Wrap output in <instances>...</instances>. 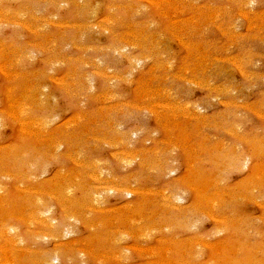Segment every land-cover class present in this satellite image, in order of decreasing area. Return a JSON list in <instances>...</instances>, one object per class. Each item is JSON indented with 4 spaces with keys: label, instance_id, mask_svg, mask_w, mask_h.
I'll use <instances>...</instances> for the list:
<instances>
[{
    "label": "rangeland",
    "instance_id": "obj_1",
    "mask_svg": "<svg viewBox=\"0 0 264 264\" xmlns=\"http://www.w3.org/2000/svg\"><path fill=\"white\" fill-rule=\"evenodd\" d=\"M0 67V264H264V0H0Z\"/></svg>",
    "mask_w": 264,
    "mask_h": 264
},
{
    "label": "bare ground",
    "instance_id": "obj_2",
    "mask_svg": "<svg viewBox=\"0 0 264 264\" xmlns=\"http://www.w3.org/2000/svg\"><path fill=\"white\" fill-rule=\"evenodd\" d=\"M146 1H148V0H146ZM151 3V2H150ZM247 4V3H246ZM16 15V14H15ZM246 17V16H245ZM52 21V20H51ZM57 25V24H56ZM25 26V25H24ZM95 28V27H94ZM26 29H28V27L26 28ZM35 31V30H34ZM178 40V39H177ZM35 45V44H34ZM233 64V63H232ZM86 65V64H85ZM2 66V65H1ZM4 66V65H3ZM1 68V67H0ZM5 68V67H4ZM239 68H240V66H239ZM1 70H3V69H1ZM3 72V71H2ZM6 74V73H5ZM242 74V73H241ZM5 76V75H4ZM218 91V90H217ZM166 92V91H165ZM14 104V103H13ZM163 106V105H162ZM169 106V105H168ZM20 108V107H19ZM23 112V111H22ZM23 115V114H22ZM17 116V115H16ZM12 117V116H11ZM14 117V116H13ZM17 119V118H16ZM15 119V120H16ZM204 119V118H203ZM18 120V119H17ZM48 120V119H47ZM78 122V121H77ZM1 123V122H0ZM31 123V122H30ZM48 123V122H47ZM21 126V125H20ZM24 126V125H23ZM45 128V127H44ZM24 130V129H23ZM22 132H25V131H22ZM228 133V132H227ZM99 140V139H98ZM58 149V148H57ZM12 150H14V152H16L17 150H18V146H14V148L12 149ZM115 155V154H114ZM70 157V156H69ZM227 159V158H226ZM123 160V159H122ZM237 162V161H236ZM234 163V162H233ZM98 164V163H97ZM85 165V164H84ZM92 165V164H91ZM245 165V164H244ZM161 167V166H160ZM231 167V166H230ZM229 167V168H230ZM258 167L259 166H257V169H258ZM260 168V167H259ZM162 169V168H161ZM159 170H160V168H159ZM260 171V170H259ZM43 172H45V171H43ZM174 173V172H173ZM61 174V173H60ZM196 174H197V172H196ZM262 174V173H261ZM260 176V175H259ZM136 177H137V175H136ZM81 178V177H80ZM97 178V177H96ZM264 178V177H263ZM111 179V178H110ZM99 179H97V181H98ZM59 182V181H58ZM102 182V181H101ZM210 182V181H209ZM54 183V182H53ZM56 183V182H55ZM54 183V184H55ZM212 183V182H211ZM213 183H214V181H213ZM213 183H212V185H213ZM60 184H61V182H60ZM62 184H63V182H62ZM203 184H205V183H203ZM206 184H208L207 183V179H206ZM215 184V183H214ZM211 185V186H212ZM2 186V185H1ZM54 186V185H53ZM206 186H208V185H206ZM64 187V186H63ZM97 187V186H96ZM122 187V186H121ZM209 187H210V184H209ZM54 188V187H53ZM69 188V187H68ZM119 188H120V186H119ZM119 188H117V189H115V190H120ZM132 188H133V186H132ZM205 188V187H204ZM203 188V190L205 191V189ZM19 189H20V187H19ZM109 189V188H108ZM107 189V190H108ZM110 189H112V190H114L113 188H110ZM123 189H129V188H123ZM195 189H197L196 187L194 188V190ZM65 190V189H64ZM70 190V189H69ZM105 190V189H104ZM104 190H103V192H104ZM121 190H122V188H121ZM135 191V189L133 188V189H131V190H127V191H125V194H127V195H129V196H132L133 194H134V191ZM140 190V189H139ZM144 190V189H143ZM201 190H202V188H201ZM66 191V190H65ZM64 191V192H65ZM99 191H101V190H99ZM98 191V192H99ZM123 191V190H122ZM137 191L138 190H136L135 192L137 193ZM197 191H199L198 189H197ZM196 191V192H197ZM69 192H71V190L69 191ZM68 192V193H69ZM138 192H141V191H138ZM50 193V192H49ZM146 193V192H145ZM153 193V192H152ZM197 193H199V192H197ZM200 193H201V191H200ZM199 193V194H200ZM205 192H203V194H204ZM232 193V192H231ZM62 194H64V193H62ZM65 194H67V192L65 193ZM138 194H140V196L142 195L141 193H138ZM144 194V193H143ZM216 194H218V193H216ZM226 194V193H225ZM98 195V194H97ZM96 195V193H95V196H97ZM99 195H101V193H99ZM103 195V194H102ZM198 195V194H197ZM196 195V196H197ZM205 195H206V193H205ZM64 198H65V195H62ZM168 196H170V195H168ZM214 196H215V194H214ZM213 196V197H214ZM70 197V196H69ZM103 197V196H102ZM165 197V196H164ZM173 197V196H172ZM175 197V196H174ZM71 198V197H70ZM93 198H94V196H93ZM166 198V197H165ZM165 198H163V199H165ZM168 198H170V197H168ZM167 198V201L166 202H168L169 201V199ZM205 198V197H204ZM203 198V199H204ZM212 198V197H211ZM215 198V197H214ZM88 199V198H87ZM100 199V198H99ZM174 199V198H173ZM180 199V198H179ZM206 199H209V200H211L209 197L208 198H206ZM205 199V200H206ZM220 199V198H219ZM3 199H1L0 200V205H2L3 203L1 202ZM153 200V199H152ZM166 200V199H165ZM172 200V199H171ZM170 200V201H171ZM175 200H177V199H175ZM208 200V201H209ZM97 201H98V199H97ZM97 201L95 202V203H97ZM100 201V200H99ZM104 201V200H103ZM145 201V200H144ZM169 201V203H166V204H170V203H172V201L170 202ZM182 201V200H181ZM207 201V200H206ZM65 202V201H64ZM72 202V201H71ZM80 202V201H79ZM178 202V201H177ZM215 203V201H212V203ZM217 202V201H216ZM92 203V202H91ZM90 203V204H91ZM94 203V202H93ZM200 203V202H199ZM205 203H207V202H205ZM213 203V204H214ZM67 204V203H66ZM140 204H142V203H139V205ZM223 204V203H222ZM63 205V204H62ZM68 205V204H67ZM92 205V204H91ZM91 205H90V207H91ZM99 205V204H98ZM167 205V206H168ZM173 207H176V209L175 210H180L176 205H175V202L174 203H172L171 204ZM64 206V205H63ZM87 206V205H86ZM92 206H94V205H92ZM128 207L130 206V204H128L127 205ZM142 206V205H141ZM164 206H166L165 204H164ZM166 206V207H167ZM172 206H171V208H172ZM200 206V205H199ZM206 206H207V204H206ZM69 208L71 207V206H68ZM88 207V206H87ZM131 207V206H130ZM201 207V206H200ZM208 207V206H207ZM211 207H212V205H211ZM210 207V208H211ZM215 207V206H214ZM95 208V207H94ZM198 208V207H197ZM89 209H91V208H88V210ZM97 209V208H96ZM125 209V208H124ZM182 209H183V207H182ZM212 209V208H211ZM23 210V209H22ZM95 210V209H94ZM196 211V210H195ZM202 211H204V210H202ZM125 212H127V211H125ZM141 212V211H140ZM187 212V211H186ZM196 212H198V210L196 211ZM51 213V209H49V208H44L43 210H41L40 211V215H39V219H38V228L36 229V231L39 229L40 230V233H32L31 235L35 238H43V239H47V238H52V239H57V238H61L62 236H65V235H71V234H73L74 233V231L72 230V224H71V220L72 219H74L75 218V216L77 215H75V214H62V220H61V222H60V224L57 222V220H56V218L55 217H53V216H48V217H46L47 215H49ZM74 213H77V212H74ZM123 214V213H122ZM207 214V213H206ZM211 214V213H210ZM144 215V214H143ZM185 215H186V213H185ZM184 215V216H185ZM209 217L210 216H212V214L211 215H209V214H207ZM214 215V214H213ZM213 217V216H212ZM211 217V219H213L214 220V217L212 218ZM126 218H127V216H126ZM182 218V217H181ZM216 218V217H215ZM31 219V218H30ZM129 219V218H128ZM153 219V218H152ZM155 219V218H154ZM87 220V219H86ZM123 220V219H122ZM130 220V219H129ZM218 220V219H217ZM216 220V221H217ZM220 220V219H219ZM224 220V219H223ZM27 221V220H26ZM29 222H30V220H28ZM35 221V220H34ZM37 222V221H36ZM73 222V221H72ZM131 222V221H130ZM75 223V222H74ZM4 224V223H3ZM30 223H27V225H29ZM225 224V223H224ZM183 226V225H182ZM193 226V225H192ZM92 227V226H91ZM186 227V226H185ZM90 229H92V228H90ZM143 229V228H142ZM152 229V228H151ZM140 230V229H139ZM150 230V229H149ZM153 230V229H152ZM142 231V230H141ZM144 231H145V229H144ZM143 231V232H144ZM137 232V231H136ZM4 234H5V237H6V235H9V236H12V237H10V242H11V244L12 245H14L13 243H15V238H19L20 239V243L21 242H23L24 240H21V238H20V235L17 233V231H16V229H14V228H12V227H8V229H7V231L6 230H4V232H3ZM122 233V232H121ZM121 233H120V235H121ZM126 233V232H125ZM139 233H141V232H139ZM150 233V232H149ZM116 234H117V232H116ZM135 234V233H134ZM14 235V236H13ZM138 235V234H137ZM141 236H143L142 235V233L140 234ZM149 235V234H148ZM125 236H127V235H125ZM145 234H144V238H145ZM4 237V236H3ZM139 236H137V238H138ZM35 238V239H36ZM109 238V237H108ZM111 238V237H110ZM115 238V237H114ZM122 238V237H121ZM143 238V237H142ZM19 239H17V240H19ZM150 239V238H149ZM111 240V239H110ZM76 241V240H75ZM98 241V240H97ZM109 241V240H108ZM119 241V240H118ZM117 241V242H118ZM175 241V240H174ZM16 242H18V241H16ZM110 242V241H109ZM115 242V241H114ZM179 242V241H178ZM72 244V243H71ZM76 243L74 242V245H75ZM215 244V243H214ZM70 245V244H69ZM70 246H72V245H70ZM204 246H206V244L204 245ZM223 246V245H222ZM15 247V246H14ZM73 247V246H72ZM233 247V246H232ZM11 248V247H10ZM57 248V247H56ZM160 248V247H159ZM7 249H8V247H7ZM12 250V249H11ZM75 250V249H74ZM159 250V249H158ZM2 251V250H1ZM6 251V250H5ZM9 251V250H8ZM28 251V250H27ZM120 251H122V250H120ZM259 251V250H258ZM54 252H55V250H54ZM88 252V251H87ZM91 252H93V251H91ZM90 252V253H91ZM5 253V252H4ZM37 253H39V252H37ZM236 253H237V251H236ZM2 254V253H1ZM9 254V253H8ZM11 254V253H10ZM9 254V255H10ZM92 254V253H91ZM95 254V253H94ZM8 255V256H9ZM23 255V254H22ZM69 255V254H68ZM102 256V255H101ZM103 256H104V254H103ZM109 256V255H108ZM108 256H106V257H108ZM111 256V255H110ZM149 256V255H148ZM21 257V256H20ZM66 258H67V256H66ZM100 258V257H99ZM13 259V258H12ZM71 259V258H70ZM69 259V260H70ZM98 260V259H97ZM101 260H103V258L102 259H100L99 261L101 262ZM12 261V260H11ZM13 262V261H12ZM249 262V261H248ZM60 263H62V264H66V259H65V257L61 254V253H53V254H46L45 256H44V258H43V260H42V262H41V264H60ZM169 263H171V262H169ZM253 263V262H252ZM6 264V263H5ZM12 264V263H11ZM37 264V263H36ZM163 264V263H162ZM250 264H251V262H250Z\"/></svg>",
    "mask_w": 264,
    "mask_h": 264
}]
</instances>
